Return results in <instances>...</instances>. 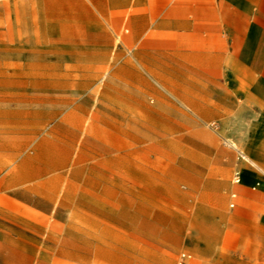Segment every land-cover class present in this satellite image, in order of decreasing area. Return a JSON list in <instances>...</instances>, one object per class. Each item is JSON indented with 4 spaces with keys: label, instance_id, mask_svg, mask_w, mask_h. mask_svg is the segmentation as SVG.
Masks as SVG:
<instances>
[{
    "label": "rangeland",
    "instance_id": "374dc122",
    "mask_svg": "<svg viewBox=\"0 0 264 264\" xmlns=\"http://www.w3.org/2000/svg\"><path fill=\"white\" fill-rule=\"evenodd\" d=\"M100 21L85 0H0L1 264H203L192 246L225 225L200 199L205 147L232 140L169 101L176 132L127 103L129 28Z\"/></svg>",
    "mask_w": 264,
    "mask_h": 264
},
{
    "label": "crops",
    "instance_id": "0c3cea01",
    "mask_svg": "<svg viewBox=\"0 0 264 264\" xmlns=\"http://www.w3.org/2000/svg\"><path fill=\"white\" fill-rule=\"evenodd\" d=\"M85 3L101 23L129 28L125 40L133 44L137 64L116 68L126 73L127 103L141 104L159 129L176 132L180 119L160 116V104L169 101L232 140L228 147H205L209 191L200 199L209 212L216 207L225 225L216 242L209 240V252L193 250L203 264H264V0ZM134 74L141 80L136 96ZM119 87L110 82L111 89ZM1 252L0 237V264Z\"/></svg>",
    "mask_w": 264,
    "mask_h": 264
},
{
    "label": "built area",
    "instance_id": "2783aa9c",
    "mask_svg": "<svg viewBox=\"0 0 264 264\" xmlns=\"http://www.w3.org/2000/svg\"><path fill=\"white\" fill-rule=\"evenodd\" d=\"M235 180L238 182L240 180V178L238 177V175L236 176Z\"/></svg>",
    "mask_w": 264,
    "mask_h": 264
}]
</instances>
